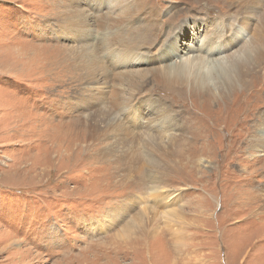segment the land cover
I'll return each instance as SVG.
<instances>
[{
	"label": "rangeland",
	"instance_id": "rangeland-1",
	"mask_svg": "<svg viewBox=\"0 0 264 264\" xmlns=\"http://www.w3.org/2000/svg\"><path fill=\"white\" fill-rule=\"evenodd\" d=\"M241 1L0 0V264H264V64L204 104L156 79L170 46L234 49L245 15L264 38V0Z\"/></svg>",
	"mask_w": 264,
	"mask_h": 264
},
{
	"label": "bare ground",
	"instance_id": "bare-ground-1",
	"mask_svg": "<svg viewBox=\"0 0 264 264\" xmlns=\"http://www.w3.org/2000/svg\"><path fill=\"white\" fill-rule=\"evenodd\" d=\"M89 1V4H93L92 2L96 1V0H87ZM238 1V0H237ZM109 2V1H108ZM122 2V1H121ZM231 2V5L234 4L235 0H226V3ZM220 3V2H219ZM233 3V4H232ZM241 3H246V0H242L240 2ZM112 5V3H110ZM124 4V3H123ZM125 5V4H124ZM139 3L134 1L133 3L129 4V6H127V12H129V10L131 11V9L133 8L135 11L137 8H139ZM247 5V4H246ZM82 6V5H81ZM118 6V5H117ZM122 6V5H121ZM242 6V5H241ZM248 6V5H247ZM141 7V6H140ZM245 7V6H244ZM84 8V7H83ZM115 9V7H113ZM242 8V7H241ZM102 9V8H101ZM153 9V8H152ZM75 11V15H77L78 19H80V16L82 17L83 13L79 11V8H77L76 6L74 7ZM141 10V8L139 9ZM136 11L135 13L139 12ZM143 10V9H142ZM181 10V9H179ZM101 11V10H100ZM132 12V11H131ZM151 12V11H149ZM244 14L248 15V11L245 10ZM112 13V11L110 12ZM125 13V12H124ZM135 13H132L135 14ZM141 13V12H140ZM153 13V12H152ZM184 13V10H181L180 12L178 11V15H181ZM253 14V13H252ZM116 15V14H115ZM126 16V15H124ZM131 16V15H129ZM155 16V15H154ZM243 16V15H242ZM250 16V15H249ZM249 16H244V20L240 21V24L235 25L234 29L232 30V32L230 33L231 35H233V40L236 44V47H234V49H231L233 47H224L223 49L225 50H221V44L217 45V41L213 42V49H211L208 52H205V54L208 55V57L201 58L202 60L200 61V63H196L194 64V60L197 59V56L191 55V53L194 51V49H190L187 54H184V52H180L179 51V47L176 45L177 50L173 51L171 50V46L169 47V49H166L165 51L167 52L166 56L164 57V60H168V62L165 64V67L162 69L164 71L162 76H158L156 75V79L159 82L160 79H169L170 77H175L176 80L180 83L189 85V86H183V87H188L191 89L190 92V97L192 96L195 97V99H200L204 103L207 102H212L213 100L216 99L215 93H217L218 90H216L214 92L213 88H219L222 85H226V89L228 87L229 91L236 89L234 92L238 91V89H242L241 90V94L244 90L249 88V80H247V78H245L243 80V74L246 73L251 76L253 74L252 69H255L256 67L262 66L264 64V38L261 35V30L257 27L255 29V36H253L252 40H249L248 36H247V32H249V29H251L250 26H252V24L249 23ZM129 18V17H128ZM252 18V17H251ZM125 19V18H124ZM184 18H181L180 20H183ZM83 21V20H82ZM177 21V20H176ZM87 22V21H86ZM90 22V21H89ZM181 22V21H180ZM73 23L76 25L80 24L79 23H75L73 21ZM138 24L141 23L140 20L139 22H137ZM143 23V22H142ZM176 23V22H175ZM135 25V24H133ZM180 25V24H179ZM92 26V25H90ZM78 30L82 29V26L80 28V26L78 25ZM88 27V25H87ZM140 31L136 34L138 36H136L135 39H137V42L143 43L146 42L148 40V34L144 37L143 33H146L145 29H142L141 26H137ZM262 27V26H261ZM86 28V26L84 27ZM90 28V27H89ZM88 28V29H89ZM187 29V23H182L180 26H178L179 31L181 32V35L185 34V30ZM221 28V27H220ZM139 29H136L139 30ZM215 29V28H214ZM81 31V30H80ZM84 31V30H82ZM134 32V31H133ZM90 33V32H89ZM135 33V32H134ZM250 34V32H249ZM122 35V34H121ZM131 35L135 36L132 31H131ZM141 35V36H140ZM151 35V34H150ZM261 35V36H260ZM124 36V35H123ZM152 36V35H151ZM211 35L206 33V36H203V38L201 40L198 41L199 46L198 47H203L205 45H207V47H209V37ZM92 38L95 37V35L91 36ZM144 37V38H143ZM143 38V40H141ZM95 39V38H94ZM130 39V38H129ZM242 39V40H241ZM244 39V41H243ZM104 40V39H103ZM108 40V39H107ZM119 40H124L121 37H119ZM128 40V39H127ZM99 41V40H98ZM136 43V42H135ZM131 44V43H130ZM204 44V45H203ZM83 46V45H82ZM232 46V45H231ZM94 47V46H93ZM82 50H84L83 47H81ZM97 48V47H96ZM104 48H109L107 46H105ZM122 48V47H121ZM87 50V48L85 49V51ZM236 50L234 52H232V54L226 56V54H229V51H233ZM95 49L94 48H90V51H87L86 53L90 54V52H94ZM74 52V50H73ZM96 52V51H95ZM110 52V51H109ZM80 53V52H79ZM135 53V52H134ZM200 53V52H199ZM78 54V53H77ZM84 54V53H83ZM94 54V53H93ZM90 54V55H93ZM169 54H171L170 56H168ZM184 54V55H183ZM215 56V59L211 56ZM79 56V55H78ZM179 56V57H178ZM121 57V56H120ZM66 58V57H65ZM89 58V57H88ZM163 60V61H164ZM93 61V60H91ZM103 61V60H102ZM198 61V60H197ZM106 62V61H105ZM119 62V61H118ZM93 63V62H92ZM95 64V63H94ZM107 64V63H106ZM127 64H131L130 62H125L122 65L126 67ZM204 64V67H207L208 69L205 70V68H203L201 65ZM97 65V64H95ZM131 65H136L135 62L132 63ZM220 65L221 68L220 70L217 71V73H215L216 70V66ZM240 65V66H237ZM93 66V65H92ZM104 66V65H103ZM112 66V65H111ZM82 67V66H81ZM96 67V66H95ZM101 67V66H100ZM70 68V67H69ZM157 68V67H156ZM72 69V68H71ZM103 69V68H102ZM92 70V69H91ZM133 70V69H132ZM141 70V69H140ZM140 70H135L133 72L130 73H123L120 74V78H122L124 81H127L126 84L129 85V88H131V93L132 96H134L135 98V93L137 92V90L139 89L140 84L145 81L147 79V77L140 71ZM97 71V70H96ZM99 71V70H98ZM159 70L155 69L153 71H151L152 73H157ZM71 72V71H69ZM88 72V71H87ZM95 72V71H93ZM102 72V70H101ZM255 73V72H254ZM261 73V72H260ZM85 74V73H84ZM104 74V73H103ZM89 76V75H88ZM83 78V76H82ZM111 78V77H110ZM118 78V77H117ZM160 78V79H159ZM94 79V78H93ZM96 79V78H95ZM247 80V81H246ZM240 87V88H237ZM245 87V89H244ZM224 88V89H225ZM106 91V90H105ZM219 92V91H218ZM233 92V93H234ZM251 95V93L248 94V97ZM121 96V95H120ZM221 96V95H220ZM218 96V97H220ZM118 97V96H117ZM122 97V96H121ZM128 96L126 95V98ZM223 97V96H222ZM133 98V99H134ZM207 98V99H204ZM123 99V98H122ZM119 100V99H118ZM124 107L123 110L125 109L126 113H132L136 111V107L132 105L131 101L128 99H125L124 97ZM194 100V99H193ZM217 100V99H216ZM246 100V99H245ZM115 101V100H114ZM121 101V100H120ZM198 101V100H197ZM99 103V100L96 101ZM248 102V101H247ZM250 102V101H249ZM114 103V102H113ZM94 105V103H93ZM96 105L93 106V108ZM109 107V106H108ZM236 107V106H235ZM122 108V107H121ZM103 111L98 112V120L96 122H98L100 119V117L106 121H109L110 123L112 122H116L115 118H112V112L109 110V112L105 111L103 109V107L101 108ZM108 116H111V119ZM114 117V116H113ZM102 119V120H103ZM119 119H117L118 121ZM126 126V125H125ZM99 127V126H98ZM102 127V126H101ZM97 128V127H96ZM110 128V127H109ZM125 128V127H123ZM128 128V127H127ZM145 129V128H144ZM143 130V129H142ZM151 130V129H150ZM105 131V130H104ZM154 134H150L151 136V140L154 143H157V137L152 136ZM253 139L252 141L255 142L256 145H259V148L262 147L264 149V123L262 124H257L254 126L253 129ZM94 137V136H93ZM154 137V138H152ZM255 138V140H254ZM250 141V140H249ZM171 142V141H170ZM159 143V142H158ZM159 147V146H158ZM253 147V146H252ZM156 149H158L156 147ZM125 155V154H124ZM127 158V157H126ZM137 160V159H136ZM134 161V160H132ZM146 211V210H145ZM146 213V212H145ZM120 216V215H119ZM137 219L140 220V217H138ZM136 220V219H135ZM132 224H130L129 228H127L130 232V230L133 228V226L135 227V221L132 220L131 221ZM137 225V224H136Z\"/></svg>",
	"mask_w": 264,
	"mask_h": 264
}]
</instances>
